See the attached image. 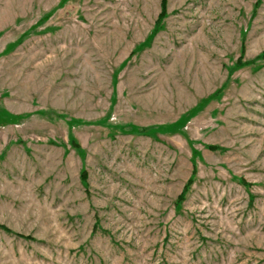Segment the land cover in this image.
<instances>
[{"label":"rangeland","instance_id":"rangeland-1","mask_svg":"<svg viewBox=\"0 0 264 264\" xmlns=\"http://www.w3.org/2000/svg\"><path fill=\"white\" fill-rule=\"evenodd\" d=\"M0 264H264V0H0Z\"/></svg>","mask_w":264,"mask_h":264},{"label":"trees","instance_id":"trees-1","mask_svg":"<svg viewBox=\"0 0 264 264\" xmlns=\"http://www.w3.org/2000/svg\"><path fill=\"white\" fill-rule=\"evenodd\" d=\"M163 10V9H162ZM158 20H160V17L158 18Z\"/></svg>","mask_w":264,"mask_h":264}]
</instances>
